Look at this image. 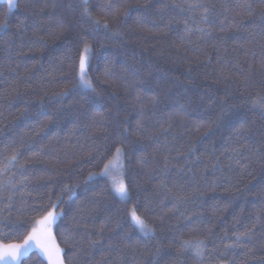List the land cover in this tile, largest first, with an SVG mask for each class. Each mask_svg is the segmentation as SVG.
<instances>
[{"label":"trees","instance_id":"16d2710c","mask_svg":"<svg viewBox=\"0 0 264 264\" xmlns=\"http://www.w3.org/2000/svg\"><path fill=\"white\" fill-rule=\"evenodd\" d=\"M199 2L210 35L185 0L0 2V243H22L51 201L65 264H264V0ZM85 42L94 92L78 83ZM117 146L126 200L101 174ZM39 249L18 264H48Z\"/></svg>","mask_w":264,"mask_h":264},{"label":"snow or ice","instance_id":"6c2138e0","mask_svg":"<svg viewBox=\"0 0 264 264\" xmlns=\"http://www.w3.org/2000/svg\"><path fill=\"white\" fill-rule=\"evenodd\" d=\"M2 3H6L8 5L9 10L11 11L16 7V0H0ZM186 9L191 11L195 9H202L201 13V23L208 25V28H197L198 31L203 32L206 35L211 34V26L214 23V20L211 18V8L200 3L199 0H193L192 3H187L185 0ZM107 9L111 10L116 7L118 11V7L116 5L108 4L105 6ZM177 8H181L182 5L177 4ZM240 12L238 15L243 17L244 15L251 16L254 9L252 8L251 3H244L238 6ZM116 14V13H114ZM84 15L89 19L90 13L87 8L84 9ZM124 15H127V9L124 10ZM260 19L264 21V9L261 10ZM99 27V21H92ZM241 20H236L235 17L232 19V23L236 26H239L242 23ZM222 23V22H221ZM6 22H0V27H6ZM107 23H105L104 27L107 28ZM61 28L63 25L60 26ZM167 27V25H166ZM185 32L190 33L191 29L187 26V21H185ZM86 39V38H85ZM90 53L91 46L88 43H84L82 50L79 53L78 57V83L82 88H87L91 91H95L90 80L86 79L87 72L86 68L90 61ZM59 96L64 97L70 95V90H63L59 94ZM256 106V105H254ZM264 109V106H258ZM262 115H264V110H262ZM142 125L138 122V130L142 129ZM240 131V129H237ZM122 134L127 136L128 129L127 127H123ZM123 155L124 150L122 146H117L114 150V155L112 160H109L108 163L104 165L102 170V175L109 176L114 169H118L121 172V178L119 181L113 179L112 181V190L114 193L121 198L122 200H126L129 197L128 186L124 183L123 180ZM16 157H10V160H15ZM93 174L90 173L91 177ZM58 207V203L50 201V210L46 211V214L39 220L36 221V226H34L31 231L25 236L22 243H8L3 244L0 243V260L4 261V264H10L11 260H16L17 264L21 257H23L28 250L33 246V243L39 245L42 254L47 256L49 264H64L63 259L61 258V249L55 244L54 238L52 237L50 226L56 220V218L60 215V213L56 212L55 209ZM128 216L135 227L139 232H141L145 237H151L154 235V229L147 224L145 219L137 214L136 207L133 206L130 210H128ZM248 233H240L237 234L235 239L236 241H240L242 236H247ZM239 246L237 245H229L226 246V251L228 248ZM204 249L203 241L193 242L192 240H182L180 242V250L178 251V255H183L186 252L191 251L196 258H202ZM160 248L157 247V253H159ZM156 253L153 254L155 256Z\"/></svg>","mask_w":264,"mask_h":264},{"label":"rangeland","instance_id":"374dc122","mask_svg":"<svg viewBox=\"0 0 264 264\" xmlns=\"http://www.w3.org/2000/svg\"><path fill=\"white\" fill-rule=\"evenodd\" d=\"M7 6H8V5H7ZM13 9H14V8H13ZM13 9H12V10H13ZM8 10H9V8H8ZM9 11H10V10H9ZM111 160H112V159H111ZM108 177H110L111 182L113 181V179H115L116 181H119L120 178H121V172H120L118 169H114ZM124 183H125V182H124ZM58 217H59V216H58ZM58 217H57L56 220L51 224V226H50V230H51L52 237L54 238L55 244L61 249V258L63 259V257H62V248H61V247L59 246V244L57 243V241H56V239H55V237H54V234H53V225L56 223ZM33 245H38V244H36V243L34 242ZM39 252H40L41 256H42V257L47 261V263L49 264V261H48V259H47V256L44 255V254H42L41 249H39ZM64 264H65V263H64Z\"/></svg>","mask_w":264,"mask_h":264}]
</instances>
